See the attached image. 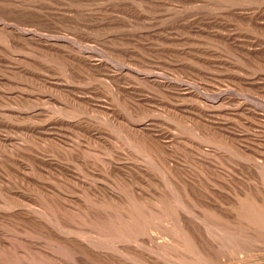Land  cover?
Returning <instances> with one entry per match:
<instances>
[{
  "label": "rangeland",
  "instance_id": "rangeland-1",
  "mask_svg": "<svg viewBox=\"0 0 264 264\" xmlns=\"http://www.w3.org/2000/svg\"><path fill=\"white\" fill-rule=\"evenodd\" d=\"M27 31L100 66L22 42ZM0 102V264H264V217L247 223L264 211V0H0ZM144 122L169 152L137 133ZM131 163L132 183L110 167ZM133 184L152 197L130 198ZM126 207L136 223L116 216Z\"/></svg>",
  "mask_w": 264,
  "mask_h": 264
},
{
  "label": "bare ground",
  "instance_id": "bare-ground-1",
  "mask_svg": "<svg viewBox=\"0 0 264 264\" xmlns=\"http://www.w3.org/2000/svg\"><path fill=\"white\" fill-rule=\"evenodd\" d=\"M5 25V24H4ZM5 26H8V25H5ZM9 28V26L7 27V29ZM13 30V29H12ZM14 31V30H13ZM15 32V31H14ZM16 33V32H15ZM19 35V37H22V39L21 40H23V38L24 39H26V37H28L27 38V40H30V41H32V42H34L36 45L37 44H39L40 46H42V47H44V48H47L48 50H50V51H53V52H55L56 54H59V55H62V56H64V57H67V58H69V59H71L72 61H74V62H76L77 64H80V65H82V66H84V67H88V68H98L99 66L98 65H95V64H92V62H91V60L89 59V55L88 54H90V53H88V52H82L84 55H76V54H73V53H70V52H68V51H64L62 48H60V46L61 45H63V41H61V39L59 40L58 38L57 39H55V40H47L46 38H47V36H46V40H41L40 38H37V36L38 35H36L34 32L32 33H29L28 34V31H27V34L26 35H23V34H18ZM40 35V34H39ZM42 36V35H41ZM17 37V36H16ZM63 38V37H62ZM17 39H18V37H17ZM20 39V38H19ZM53 39V38H52ZM21 40H20V42H21ZM26 40V41H27ZM22 42H24V40L22 41ZM38 42H42L41 44L40 43H38ZM52 42V43H51ZM20 44V43H19ZM69 44V43H68ZM38 45V46H39ZM23 50V49H22ZM92 52V51H91ZM80 54V53H79ZM94 54V53H93ZM85 55H87V56H85ZM28 58V57H27ZM92 58V57H91ZM10 64V63H9ZM79 65V66H80ZM13 68V67H12ZM104 68V67H103ZM3 69V68H2ZM1 69V70H2ZM86 69V68H85ZM129 69V68H128ZM89 71V70H88ZM121 71V70H120ZM6 72V71H5ZM92 72V71H91ZM135 72H136V70H135ZM7 73V72H6ZM125 73V72H124ZM116 77V76H115ZM118 77V76H117ZM148 79H152V81H150V82H152V83H154V84H156V85H158V86H168V83L167 82H159V81H157L156 79L157 78H159V77H157V76H153V75H148V77H147ZM145 79V78H144ZM162 79V78H161ZM5 81V80H4ZM144 81V80H143ZM176 85V84H175ZM178 86V85H177ZM181 86V85H180ZM20 87V86H19ZM171 87V86H170ZM168 89V88H167ZM186 90H187V88H186ZM59 92H61V91H59ZM188 96H190V97H193V99L195 100V98H199L197 95H194L193 93H188L187 94ZM10 96V95H9ZM8 97V96H7ZM184 97V96H183ZM195 97V98H194ZM226 97H227V95H226ZM260 97V96H259ZM19 98V97H18ZM70 98V97H69ZM219 98H221V97H219ZM223 98V97H222ZM4 99V98H3ZM16 99H17V97H16ZM15 99V100H16ZM20 99V98H19ZM47 99V98H46ZM71 99V98H70ZM2 100V99H1ZM72 100V99H71ZM6 101V100H5ZM45 101V100H44ZM73 102H74V100H72ZM77 101V100H76ZM201 100H198V101H196L195 100V102H200ZM204 101V100H203ZM33 102V101H32ZM80 102H82V101H80ZM124 102V101H123ZM220 102H221V100H220ZM1 103V102H0ZM10 103V102H9ZM16 103H18L17 101H16ZM31 103V102H30ZM76 103V102H75ZM74 103V104H75ZM77 103H79V102H77ZM83 103V102H82ZM6 104H8V102L6 103ZM35 104V103H34ZM81 104V103H80ZM79 104V105H80ZM84 104V103H83ZM138 104H141L140 102L138 103ZM218 104V103H217ZM9 105H11V104H9ZM76 105V104H75ZM142 105V104H141ZM144 105V104H143ZM142 105V106H143ZM188 105V104H187ZM219 105V104H218ZM222 105V104H221ZM226 105V104H225ZM224 104H223V106H225ZM87 108L89 107V104L86 106ZM85 107V108H86ZM92 107V106H91ZM167 107V106H166ZM174 107V106H173ZM217 107H219V106H217ZM82 108V107H81ZM189 108V107H188ZM195 108V107H194ZM150 109V108H149ZM152 109V108H151ZM170 109V108H169ZM174 109V108H173ZM172 109V110H173ZM197 111H199V112H202L204 109H201V108H195ZM91 110V109H90ZM154 110V109H153ZM153 110H151V112H153ZM184 110V109H183ZM103 111V110H102ZM191 111V110H190ZM87 112H89V110L87 111ZM91 112H93V111H91ZM205 112V111H204ZM177 113H179V112H177ZM242 113H243V111H242ZM109 114V113H108ZM229 114V113H228ZM238 114V113H237ZM241 114V113H240ZM217 115V114H216ZM243 115H245V114H243ZM16 117V116H15ZM113 117H115V116H113ZM226 117V116H225ZM251 116L249 115V118H250ZM62 118V117H61ZM112 118V117H111ZM186 118H189V116H186ZM114 119V118H113ZM117 119V118H116ZM115 119V120H116ZM191 118H189V120H190ZM199 119V118H198ZM209 119V118H208ZM193 120V119H192ZM214 120V119H213ZM253 120V119H252ZM54 123H55V125L56 124H59V122L60 121H58V120H55V121H53ZM195 122V121H194ZM139 123V122H138ZM149 123V122H148ZM190 123V122H189ZM197 123V122H196ZM116 124H118V123H116ZM124 124V123H123ZM133 124V123H132ZM129 125V127L130 126H135V125ZM151 124V123H150ZM203 124H205V122H203ZM209 126L211 125V126H213V127H211V128H214V129H216V131H218V132H221V135H222V133L223 134H225V136H227L229 133L227 132V130L225 129V127H226V125H224V124H215V123H207ZM1 125H2V123H1ZM128 125V124H127ZM3 126H5V125H3ZM152 126V125H151ZM126 127V126H125ZM124 127V128H125ZM132 127H130V128H132ZM192 127V126H191ZM126 128H128V126L126 127ZM134 128V127H133ZM193 128H195V126H193ZM246 128V127H245ZM99 129V128H98ZM129 129V128H128ZM136 129H138V127L137 128H134L133 130H136ZM30 130V129H29ZM49 130V129H48ZM97 130V129H96ZM130 130V129H129ZM213 130V129H212ZM132 131V130H131ZM44 132V131H43ZM133 132V131H132ZM135 132V131H134ZM163 131H157V130H154V129H152V128H150V125L149 124H147V122H144V123H141L140 124V127H139V129L137 130V133L140 135V136H142V138L144 139V140H152L156 145H157V147H158V149H160V150H162V151H164V152H169L170 150H169V147H167V146H165V144L161 141V135L159 134V133H162ZM11 133V132H10ZM19 133V132H18ZM167 133V132H166ZM159 134V135H158ZM163 134H165L164 132H163ZM217 134V133H216ZM227 134V135H226ZM30 135V134H29ZM80 135V134H79ZM82 136V135H81ZM166 136V135H165ZM212 136V135H211ZM229 136V135H228ZM28 137V136H27ZM144 137H147V139H145ZM216 137V136H215ZM230 137V136H229ZM82 138V137H81ZM94 138V137H93ZM108 138V137H107ZM212 138H213V136H212ZM76 139H77V137H76ZM220 140H221V138H219ZM223 139V138H222ZM33 140H35V139H33ZM55 140V139H54ZM105 140V139H104ZM110 140V139H109ZM163 140V139H162ZM236 140V139H235ZM2 141V140H1ZM113 141V140H112ZM153 142H152V144H153ZM231 142V141H230ZM238 142V141H237ZM252 142V141H251ZM2 143H4V141L2 142ZM227 143V142H226ZM231 143H233V142H231ZM74 144V143H73ZM81 144V143H80ZM84 144V143H83ZM241 144V143H240ZM28 145V144H27ZM76 145V144H75ZM242 145V144H241ZM60 146V145H59ZM197 146V145H196ZM195 146V147H196ZM235 146V145H234ZM237 146V145H236ZM5 147V146H4ZM20 147V146H19ZM102 147V146H101ZM198 147V146H197ZM67 148V147H66ZM83 148V147H82ZM93 148V147H92ZM253 148V147H252ZM250 146H241V148L239 149V150H242V152H246L245 153V155H247V156H250L248 153H251V154H253V153H255V151L252 149ZM31 149V148H30ZM65 149V148H64ZM63 149V150H64ZM107 149V148H106ZM89 150V149H88ZM108 150V149H107ZM87 151V150H86ZM203 151V150H202ZM205 151V150H204ZM96 152V151H95ZM97 152H99V151H97ZM109 153V152H108ZM113 153V152H112ZM208 153V152H207ZM213 153V152H212ZM102 155V154H101ZM98 156V155H97ZM196 156H197V154H196ZM93 158V157H92ZM120 158V157H119ZM251 158V157H250ZM99 159V158H98ZM118 160V159H117ZM11 162V161H10ZM89 162V161H88ZM91 162V161H90ZM106 162V161H105ZM93 163V162H92ZM170 163V162H169ZM106 164V163H105ZM115 165V164H114ZM4 166V165H3ZM139 166V165H138ZM111 168H112V170H116V171H118V172H120V173H122L123 175H124V179H126V180H130V178H132L133 180H140L141 179V176H140V174L138 173V172H142L143 170L142 169H140V168H138L135 164H133V163H131V164H122V165H115V166H110ZM209 167V166H208ZM110 168V169H111ZM134 168H135V170H137V171H135L134 170ZM264 168V167H263ZM109 169V168H108ZM11 170V169H10ZM213 170H214V168H213ZM231 170V169H230ZM110 171V170H109ZM97 172H99V171H97ZM12 173V172H11ZM218 173V172H217ZM13 174V173H12ZM30 174V173H29ZM184 173H179L178 174V179H180V181L181 182H184L185 183V185L186 186H188V187H193L194 186V184L192 183V181H191V178L189 177V176H187L186 174H184ZM6 176V175H5ZM45 176V175H44ZM121 176V175H120ZM220 176H222V175H220ZM23 177V176H22ZM25 177V176H24ZM23 177V178H24ZM49 177V176H48ZM62 177V176H61ZM223 177V176H222ZM77 178V177H76ZM224 178V177H223ZM70 180V179H69ZM79 180V179H78ZM128 180V181H129ZM224 180V179H223ZM121 181V180H120ZM126 182V181H125ZM130 182H131V180H130ZM173 182L176 184V185H178V183H177V181L176 180H173ZM82 183V182H81ZM92 183V182H91ZM121 183V182H120ZM132 183V182H131ZM83 184V183H82ZM20 185V184H19ZM86 185V186H85ZM89 185V189L90 190H96V184H94V185H96V186H94V185H90V184H88ZM134 185V184H133ZM133 185H131L132 187H130L129 188V193H130V196H129V194H128V196L130 197V198H132V199H134L135 201H137V200H139V202L140 201H142V202H144V197L146 198V196L148 195V193H146L142 188H140V187H137V186H133ZM84 186L85 187H87V183H85L84 184ZM125 186V185H124ZM157 186V185H156ZM48 187V186H47ZM104 187V186H103ZM235 187V186H234ZM100 188H101V186H100ZM100 188H99V190H100ZM105 188V187H104ZM125 188V187H124ZM197 188V187H196ZM89 189H87L86 188V190H89ZM102 189V188H101ZM127 189V188H126ZM185 189V188H184ZM71 191V190H70ZM104 193H103V196L106 194H108L109 196H111L112 197V199L113 198H116V199H118V202H120L119 200H124V199H126L125 201H127V200H129V199H127L124 195H122V194H120L119 192H117V191H114L113 189H110V188H106V189H104ZM186 191V190H185ZM89 192V191H88ZM92 192V191H91ZM42 193V192H41ZM81 193V192H80ZM89 194H91L90 192H89ZM125 194V193H124ZM158 194V193H157ZM192 194V193H191ZM95 195V194H94ZM98 195V194H97ZM99 195H100V193H99ZM150 195V194H149ZM148 195V196H149ZM29 196V195H28ZM102 196V197H103ZM151 196V195H150ZM160 196V195H159ZM108 197V196H107ZM107 197H105V198H107ZM110 197V198H111ZM128 197V198H129ZM152 197V196H151ZM203 197V196H202ZM201 197V198H202ZM206 197V196H205ZM64 198V197H63ZM78 198V197H77ZM97 198V197H96ZM95 198V199H96ZM109 198V197H108ZM109 198V199H110ZM57 199V198H56ZM67 199V198H66ZM116 199H114V200H116ZM137 199V200H136ZM147 199V201H148V198H146ZM149 199H150V197H149ZM207 199H209V198H207ZM257 199H259V200H261V201H264V199L262 198V197H258ZM41 200V199H40ZM58 200V199H57ZM113 200V201H114ZM131 200V199H130ZM258 200V201H259ZM9 201V200H8ZM22 201V200H21ZM72 201V200H71ZM76 201V200H75ZM110 201L112 202V200L110 199ZM117 201V200H116ZM147 201H145V202H147ZM260 201V202H261ZM19 202V201H18ZM30 202V201H29ZM59 202V201H58ZM69 202V201H68ZM95 202V201H94ZM99 202V200H97V203ZM122 202V201H121ZM120 202V203H121ZM124 202V201H123ZM132 202H134V201H131V203ZM138 202V203H139ZM153 202V201H152ZM157 202V201H156ZM3 203V202H2ZM72 203V202H71ZM79 203V202H78ZM81 203V202H80ZM126 203H128V202H126ZM126 203H123V204H126ZM137 203V202H136ZM109 204V203H108ZM117 204V203H116ZM143 204H145V203H143ZM142 204V205H143ZM27 205V204H26ZM61 205V204H60ZM62 205L65 207V209H67V208H71V205L70 204H68V203H65V202H62ZM73 205V204H72ZM93 205V204H92ZM95 205V204H94ZM120 205V204H119ZM137 205V204H136ZM141 205V207H142V209H144L146 206L144 205V207ZM147 206H148V204H146ZM110 206V205H109ZM112 206V205H111ZM149 206H150V204H149ZM160 206V205H159ZM255 206V205H254ZM258 206V205H257ZM105 207V206H104ZM260 207V206H259ZM259 207H256V208H259ZM46 208V207H45ZM75 208V207H74ZM77 208H78V206H77ZM127 208V207H126ZM151 208H153V207H151ZM150 207L148 208V209H150V210H152ZM155 208V207H154ZM163 208V207H162ZM260 208H262V207H260ZM59 209V208H58ZM85 209V208H84ZM84 209L82 210V212L84 211ZM89 209V208H88ZM101 209V211L100 212H102V208H100ZM108 209V208H107ZM139 209V208H138ZM158 209V208H157ZM161 209V208H160ZM26 210V209H25ZM35 210V209H34ZM47 210V209H46ZM51 210V209H50ZM64 210V209H63ZM73 210V209H72ZM80 210V211H81ZM90 211L92 210V206H91V208L89 209ZM96 210H97V208H96ZM114 210V209H113ZM144 210H146L147 211V209H144ZM143 210V211H144ZM154 210H156V209H154ZM159 210V209H158ZM257 210V209H256ZM32 211V210H31ZM36 211V210H35ZM34 211V212H35ZM38 211H40V210H38ZM57 211V210H56ZM55 211V212H56ZM69 211V210H68ZM71 211V210H70ZM79 211V210H78ZM88 211V210H87ZM93 211H95V210H93ZM108 211V210H107ZM118 211V210H117ZM119 211H121L120 212V214H121V216H119L120 214H118V215H116L117 217H123V220H124V223L125 222H132V220L135 218H137V217H135L136 215H137V211H136V214L134 213V212H132V210L130 211L128 208L127 209H125V208H123V210L121 209H119ZM149 211V210H148ZM147 211V212H148ZM251 212L253 211L252 209L250 210ZM25 212V211H24ZM50 212V211H49ZM54 212V211H53ZM59 212V211H58ZM62 212V211H61ZM104 212H106L105 210H104ZM109 212H113V211H109ZM139 212H141V211H139L138 210V214H139ZM152 212H153V210H152ZM151 212V213H152ZM159 212V211H158ZM161 212H163L162 211V209H161ZM261 212H264V211H261ZM261 212H259V209L257 210V212L255 211V212H252L251 213V217H249V218H251V219H247V223H249V220H252L253 221V219H255V218H263L264 216L263 215H261V214H263V213H261ZM30 213V212H29ZM43 213V212H42ZM57 213V212H56ZM84 213V212H83ZM115 213H117V212H115ZM119 213V212H118ZM151 213H149L148 215H150ZM154 213V212H153ZM152 213V214H153ZM157 213V212H156ZM250 213V212H249ZM37 214V213H36ZM73 214H75V213H73ZM82 214V213H81ZM88 214H89V212H88ZM91 214V213H90ZM102 214L107 218V214L105 215L103 212H102ZM101 214V215H102ZM114 214V213H113ZM141 214V213H140ZM152 214H151V216H152ZM164 214V213H163ZM63 215H65V214H63ZM63 215H61V216H63ZM70 215V214H69ZM87 215V214H86ZM99 216L100 215V213H97L96 214V216ZM100 215V216H101ZM109 215V214H108ZM144 215V214H143ZM157 216H159V215H161V214H156ZM155 215V216H156ZM225 215L226 216H228L229 218H232V219H234V220H236L237 221V219L238 218H236V216L237 215H235L234 213H232V212H227V213H225ZM58 216V215H57ZM66 216V215H65ZM76 216V215H75ZM93 216H95V214L93 215ZM111 216V215H110ZM113 216V215H112ZM137 216H139V215H137ZM142 216V215H141ZM145 217H147V215H144ZM153 216H154V214H153ZM154 216V217H155ZM253 216H255V217H253ZM32 218H33V216H31ZM86 217V216H85ZM140 217V216H139ZM150 217V216H149ZM247 217V218H248ZM31 218V219H32ZM55 218V217H54ZM82 218V217H81ZM100 218V217H99ZM108 218H110V217H108ZM107 218V219H108ZM116 218V217H115ZM236 218V219H235ZM36 219H38L37 217H36ZM44 219V218H43ZM62 219H63V217H62ZM100 219H103V220H106V219H104V218H100ZM118 219V218H117ZM116 219V220H117ZM120 219V218H119ZM118 219V220H119ZM134 219V221L133 222H135V221H137V219L135 220ZM139 219V218H138ZM142 219V218H141ZM109 220V219H108ZM115 220V221H116ZM122 220V219H121ZM262 220H264V219H262ZM31 221V220H30ZM92 221V220H91ZM112 221V220H111ZM110 221V222H111ZM120 221V220H119ZM119 221H116V222H119ZM140 221V220H139ZM74 222V221H73ZM93 222V221H92ZM113 222H114V219H113ZM115 222V223H116ZM141 222V221H140ZM241 222H244L243 220L241 221ZM53 223V222H52ZM95 223V222H94ZM119 223H121V222H119ZM136 223V222H135ZM224 223H226V222H224ZM245 223V222H244ZM251 223V222H250ZM249 223V224H250ZM261 223V222H260ZM45 224V223H44ZM43 224V225H44ZM86 224V223H85ZM89 224V223H88ZM227 224V223H226ZM229 224V223H228ZM231 224V223H230ZM246 224V223H245ZM32 225V224H31ZM96 225V224H95ZM234 225V224H233ZM233 225H231V226H233ZM237 225V224H236ZM239 225V224H238ZM62 226V225H61ZM69 226V225H68ZM110 226H111V224H110ZM189 226H190V224H189ZM230 226V227H231ZM235 226V225H234ZM247 226H249L248 224H247ZM251 226V225H250ZM2 227V226H1ZM17 227V226H16ZM56 227V226H55ZM70 227V226H69ZM86 227V226H85ZM89 226H87V228H88ZM93 228V227H92ZM226 228H228L227 226H226ZM233 228V227H232ZM235 228V227H234ZM239 228H241V227H239ZM248 228V227H247ZM70 229V228H69ZM245 229V228H244ZM47 230V229H46ZM66 230V229H65ZM78 230H79V228H78ZM229 230V229H228ZM228 230H227V233H228ZM51 231V230H50ZM60 231V230H59ZM62 231H64V230H62ZM75 231V230H74ZM235 231H237V230H235ZM20 232V231H19ZM66 232V231H65ZM72 232V231H71ZM77 232V231H76ZM79 232V231H78ZM84 232V231H83ZM224 232V231H223ZM232 232V231H231ZM22 233V232H21ZM96 233V232H95ZM225 233V232H224ZM234 233V232H233ZM28 234V233H27ZM35 234V233H34ZM47 234V233H46ZM70 234V233H69ZM92 234V233H91ZM193 234L194 235H198V238H199V241L201 242V244H202V247H204V249L206 248V246H207V250L208 249H215V248H217V244H218V242H217V244H216V242H214V239L216 238H214L213 239V241H211L210 239H208V237L206 236V235H204V237H201L198 233H196V232H194L193 231ZM239 234V233H238ZM254 234V233H253ZM37 235H39V234H37ZM68 235V234H67ZM82 235V234H81ZM232 235V234H231ZM242 235V234H241ZM10 236V235H9ZM54 236V235H53ZM78 236V235H77ZM87 236V235H86ZM172 236V235H171ZM230 236V235H229ZM14 237V236H13ZM12 237V238H13ZM49 237V236H48ZM56 237V236H55ZM5 238V237H4ZM16 238V237H15ZM28 238V237H27ZM26 238V239H27ZM59 238V237H58ZM77 238V237H76ZM233 238V237H232ZM238 238V237H237ZM241 238V237H240ZM10 239V238H9ZM23 239V238H22ZM39 239V238H38ZM72 239H74V238H72ZM78 239V238H77ZM218 239V238H217ZM216 239V240H217ZM11 240V239H10ZM20 240V239H19ZM41 240V239H40ZM61 240V239H60ZM71 240V239H70ZM53 241V240H52ZM72 241V240H71ZM219 241V240H218ZM230 241V240H229ZM33 242V241H32ZM47 242V241H46ZM55 243H57V242H55ZM74 243V242H73ZM77 243V242H76ZM26 245V244H25ZM30 245V244H29ZM64 245V244H63ZM68 245V244H67ZM78 245V244H77ZM71 246V245H70ZM80 246V245H79ZM54 247V246H53ZM77 247V246H76ZM39 249V248H38ZM83 249V248H82ZM1 250V249H0ZM75 250V249H74ZM85 250V252H87L89 255H93V256H98V257H100V258H106V254H103L102 253V251H96V250H93V249H84ZM7 251V250H6ZM11 251H12V249H11ZM21 251V250H20ZM23 251V250H22ZM8 252H9V249H8ZM16 251H14V253H15ZM19 252V251H18ZM24 252V251H23ZM42 252V251H41ZM17 253V252H16ZM37 253H38V251H37ZM49 253V252H48ZM57 253V252H56ZM80 253H82V251L80 252ZM84 253V252H83ZM13 254V253H12ZM21 254H23V253H21ZM87 254V255H88ZM16 256H17V254H15ZM19 255V254H18ZM57 255V254H56ZM59 255V254H58ZM4 256V255H3ZM76 256V255H75ZM83 256V255H82ZM9 257V256H8ZM18 257V256H17ZM27 257V256H26ZM36 257V256H35ZM38 257V256H37ZM47 257V256H46ZM86 257V256H85ZM85 257H83V258H85ZM5 258V257H4ZM20 258V257H19ZM22 259V258H21ZM39 259V258H38ZM42 259V258H41ZM49 259V258H48ZM6 260V259H5ZM10 260V259H9ZM50 260V259H49ZM52 260H53V258H52ZM23 261V260H22ZM83 261V260H82ZM1 262V261H0ZM28 262V261H27ZM27 262H25V263H27ZM39 262V261H38ZM44 262V261H43ZM72 262V261H71ZM14 263V262H13ZM29 263H31V262H29ZM48 263H50V262H48ZM22 264V263H21ZM24 264V263H23ZM41 264V263H40ZM45 264H47L46 262H45ZM51 264H53L52 262H51ZM55 264H57V262L55 263ZM62 264V263H61ZM78 264V263H77ZM88 264H90V263H88Z\"/></svg>",
  "mask_w": 264,
  "mask_h": 264
}]
</instances>
